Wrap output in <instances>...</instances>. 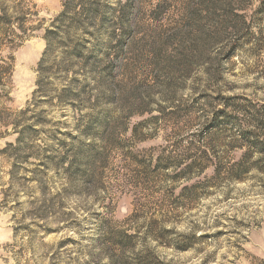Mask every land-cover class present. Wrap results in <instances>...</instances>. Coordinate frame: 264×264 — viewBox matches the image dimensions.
I'll return each mask as SVG.
<instances>
[{"label": "rangeland", "instance_id": "obj_1", "mask_svg": "<svg viewBox=\"0 0 264 264\" xmlns=\"http://www.w3.org/2000/svg\"><path fill=\"white\" fill-rule=\"evenodd\" d=\"M6 4L0 264H112L116 231L157 264H264V173L231 178L214 121L264 107V0Z\"/></svg>", "mask_w": 264, "mask_h": 264}, {"label": "trees", "instance_id": "obj_2", "mask_svg": "<svg viewBox=\"0 0 264 264\" xmlns=\"http://www.w3.org/2000/svg\"><path fill=\"white\" fill-rule=\"evenodd\" d=\"M6 3L7 0H0V51H2L3 46H7L11 49L15 44L26 38L25 31L20 22H18V26L15 30L12 28V22H10L8 15L9 6H7ZM14 9H16V12L20 15L19 8L16 6ZM0 62H4V64L7 65L5 58H2L1 55ZM5 65H0V84H3L4 76L8 71V68ZM121 74L122 68L120 66L116 75L112 76V80L117 79ZM115 91L114 88L113 94ZM1 97L2 96L0 95V105ZM226 100L228 103L224 104V109L219 110L215 114L214 121L219 122L218 125L215 126V129L216 131H219V129H221L220 131H225L226 129L223 130V128H226L225 126L229 124L234 126L233 130H230L231 137H233L237 144H239L238 149L244 152L242 153L240 160L230 166L228 172L232 179L241 181L252 171V169L264 173V107H258L247 98L240 97ZM3 125H5L3 127H8V124ZM1 137L2 134H0V138ZM9 146L11 147L12 144H9ZM195 163L196 162L193 161L192 164L188 166V169L194 168L193 166ZM134 239V234H131L128 231H116L114 240L111 242V247L115 246L119 249V254L110 256L111 263H132L130 262L131 259L126 256L127 253H130L136 258L137 262L134 260V263L136 264H157L150 254L135 253V250L133 249ZM109 248L110 247L106 246L105 250L107 251Z\"/></svg>", "mask_w": 264, "mask_h": 264}]
</instances>
